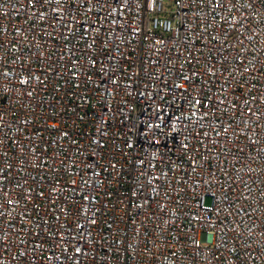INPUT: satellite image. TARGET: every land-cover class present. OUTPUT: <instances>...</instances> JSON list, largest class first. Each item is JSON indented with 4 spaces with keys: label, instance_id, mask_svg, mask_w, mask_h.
<instances>
[{
    "label": "built area",
    "instance_id": "2783aa9c",
    "mask_svg": "<svg viewBox=\"0 0 264 264\" xmlns=\"http://www.w3.org/2000/svg\"><path fill=\"white\" fill-rule=\"evenodd\" d=\"M0 264H264V0H0Z\"/></svg>",
    "mask_w": 264,
    "mask_h": 264
},
{
    "label": "rangeland",
    "instance_id": "374dc122",
    "mask_svg": "<svg viewBox=\"0 0 264 264\" xmlns=\"http://www.w3.org/2000/svg\"><path fill=\"white\" fill-rule=\"evenodd\" d=\"M206 204H209V201L208 200L206 201Z\"/></svg>",
    "mask_w": 264,
    "mask_h": 264
}]
</instances>
